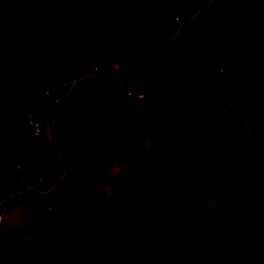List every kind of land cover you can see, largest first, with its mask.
<instances>
[{"label":"rangeland","instance_id":"obj_1","mask_svg":"<svg viewBox=\"0 0 264 264\" xmlns=\"http://www.w3.org/2000/svg\"><path fill=\"white\" fill-rule=\"evenodd\" d=\"M141 2L193 85L168 75L158 56L135 70L140 45L130 60L107 59V44L59 0H0V264H113L59 208L69 165L89 163L105 194L122 196L164 235L195 229L216 206L208 181L225 165L249 172L229 135L236 120L240 149L264 157V0ZM235 84L252 90L242 115L219 86ZM62 103L87 124L65 156L49 131ZM48 165L61 172L41 189Z\"/></svg>","mask_w":264,"mask_h":264},{"label":"trees","instance_id":"obj_2","mask_svg":"<svg viewBox=\"0 0 264 264\" xmlns=\"http://www.w3.org/2000/svg\"><path fill=\"white\" fill-rule=\"evenodd\" d=\"M59 4L68 5L107 44V59L130 60L135 46L140 45L145 59L131 61L135 70H141L158 56L168 75L178 82L194 84L178 67L167 40L168 30L153 19L141 0H59ZM61 30L68 33L63 27ZM66 41L70 46V40ZM219 86L237 97L241 103L238 113L242 115L252 101L250 87ZM207 87L198 86L195 90L200 92ZM95 97L104 108L101 92L96 91ZM236 123L229 135L249 172L241 175L233 166L225 165L220 174L208 181L219 201L191 231L177 225L166 234H159L148 218L122 196L115 192L105 194L104 179L87 162L81 168L71 169L69 165L59 179V208L113 264H264V157L258 160L252 151L240 149ZM86 126L71 107L60 105L49 129L60 155L74 154L73 145ZM2 138L0 135L6 144ZM60 172L61 168L46 166L39 187L46 189ZM201 181L190 179L191 183ZM58 241L66 248V237Z\"/></svg>","mask_w":264,"mask_h":264},{"label":"water","instance_id":"obj_3","mask_svg":"<svg viewBox=\"0 0 264 264\" xmlns=\"http://www.w3.org/2000/svg\"><path fill=\"white\" fill-rule=\"evenodd\" d=\"M31 121L38 122V121H41V119L38 117H32ZM70 168L72 169V166Z\"/></svg>","mask_w":264,"mask_h":264}]
</instances>
